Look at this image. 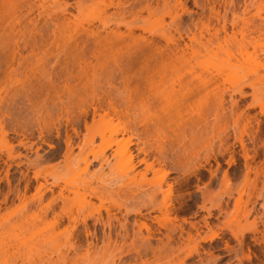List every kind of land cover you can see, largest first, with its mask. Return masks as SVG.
Masks as SVG:
<instances>
[{"label": "rangeland", "instance_id": "1", "mask_svg": "<svg viewBox=\"0 0 264 264\" xmlns=\"http://www.w3.org/2000/svg\"><path fill=\"white\" fill-rule=\"evenodd\" d=\"M15 1L18 3L21 0ZM46 1L50 5L47 8V2H45L46 14L49 11L51 15L53 12H60L62 8L67 9L66 16L70 19L71 27L73 29L75 27L76 29L78 28L77 37L80 40H93L92 35L84 33L83 27L101 34L99 39H102L108 31L122 34L126 37L129 35L130 38H126V43L124 40L125 44L121 42V45L117 44V48L111 47V50H104L100 59L112 62L114 57L122 58L123 60H126L128 56L131 57L130 59L133 60L131 64H134L133 66L130 64L132 66L130 69L131 76L143 71L139 70L140 66L138 64L141 65L145 59L148 60V63L150 62L149 64L153 63L157 56L154 53L155 49L151 48L157 42L159 44L165 43L162 36L163 33L167 32L170 33L169 35L173 39L175 38L176 42H179L181 48L185 46L183 44H190V48L187 50L189 64L185 67L187 72L192 71L195 74L200 73L204 77H208L210 73L214 74L216 70L221 72L222 68L223 73L221 72L222 75L219 78V86L217 88L210 87L199 100L200 110L198 112L200 115L206 113L209 124L206 129L203 124L200 125V130L195 128V130L198 129L203 134V141L199 143L192 140L194 138H192V126L196 125L194 121L198 118L197 115H194L195 113L179 123H176L178 120L174 121L176 123L174 125L170 123V125H173L170 128L171 130L167 129L173 149L190 158L185 165L186 171L184 173L170 169L171 173L166 176V182L162 183L165 194L167 193L166 190L170 188V195L167 201L170 204V208L169 212L167 211L168 214H161L154 208L159 205L158 203H162L165 194H157L153 204H151L153 207L150 206L144 197L152 191L153 185L162 174L161 172L153 173L148 171L144 181L138 185H127L126 182L128 181L124 182L121 178V173L124 172L127 166L129 155H132L134 171L136 172L143 171L144 166L139 162V159L144 156L142 151L147 153L146 159L148 161L153 160L156 123L151 117H149L151 120L146 119L147 121H144L148 117V113L147 115L145 114L147 116L145 118H143L145 115H142V117L139 114L141 113L139 111L141 104H143V97L152 94L155 91L153 87L142 90L141 88L145 87L139 84L136 90L129 92L135 98L132 97L134 99H132L133 105L129 103L123 104L130 106H127L129 108L128 114L123 112L122 115L120 113L121 116L119 114L116 116L112 112H108V114L102 116L103 118L95 115L94 120H91V108L88 106L91 110H87L89 115L82 117L80 112L82 107L87 109V105L91 100L93 102L97 98L98 102L104 103L103 101L107 98L105 96H108L107 92L109 93V91L111 96L118 98L119 96H116L123 86L118 79L115 81V77L113 79L115 82L113 81L112 85H105L106 82L104 83L101 80L100 82L104 83L103 85L105 86L101 83H98L99 85L95 84L94 90H92L90 85L69 81L71 86L77 84L73 89L78 93L79 100L81 99L85 103L84 106L86 108L79 106L83 102L79 101L81 103L79 104L78 100L70 98L71 105H69L71 107L66 108L67 110L61 109L59 100L61 97L62 99L65 97L60 95L61 97H58V100L56 93L62 94L60 90L65 82L63 73L61 75L56 73L65 67H72V63L76 62L77 58H80L78 53H80V50L82 51V43L79 44L78 50L75 51V48L70 49L66 54L63 51L57 53L53 47H47L48 45L45 48L44 46L43 48L41 47L43 50L49 49L44 51V53H39L40 57L37 56L38 58H36L40 60L29 58L25 62L29 71H25L27 76H25V73L21 74L23 68L20 67L19 70L21 72L17 73V71L6 79L2 72L4 65L1 63L0 222H8L7 224L10 227L8 226V228L4 224L6 228H2L0 223V252L4 251L0 256L5 251L7 252V255L6 253L4 254L6 256L3 255L4 259L0 260L5 261L7 259L8 261H5L6 264H30L31 262L36 264L39 262L38 258H42L44 261L45 259L52 260V264H61V257L65 255L67 256L66 264H85L87 257L86 259H81L82 254L85 253L84 248L87 247L85 242L88 243L90 242L88 240L91 239L93 246L95 244L93 248H97L96 246L98 245L97 249H99L102 245L101 240H99V237H102L101 235L103 234L101 230L103 229L104 233H108L105 230H111L110 236L113 239L116 238L118 236L117 232H121L119 231V224H117L118 221L126 225L128 230L127 243L132 242L134 250L139 248L140 252L144 248L141 247L140 249L139 247L141 243L139 244V236L136 237L139 232L136 222L138 223L142 220L147 222L151 228L153 237L150 239V243L153 248H157L160 245L163 247L167 241L165 234L169 232L168 229L173 228L171 227L172 224L183 225L182 236L184 238L186 231L190 232L192 236H196V232L201 236L209 235L213 232L218 235L213 241L203 242L199 240V245L196 244V240H193L186 245L185 250L173 251L174 254L173 252H168L166 245H164L166 249L161 247L163 250L165 249V252L162 249H154L157 252L159 251V255L165 256L166 254V261L170 259L168 263L164 260V256H158L159 261L154 258L156 253L150 249H146L147 251L141 250L140 253L132 252L133 249H131L130 252L134 256H138L143 262L145 260L148 261V264H157L156 261L159 264H180L181 261H185L186 264H264V68L259 67L260 72L257 75H251L247 69L253 64L246 63L247 61L243 62V59L240 60V63H242L239 65L240 67L238 66L239 63L232 59V65L228 68L222 63V59L225 58V45L221 49H217L216 43H214L211 45L212 51L209 50L207 52L201 50L200 45H198L199 40L205 42L209 34L215 29L220 31V36L224 35L221 30L222 25H224L226 32L230 35L234 33L238 40L242 36L249 40L251 38L256 39L260 45L254 50L249 44L247 51L249 55L253 54V57L258 58V61L264 65V52L262 51L264 49L262 48V45H264V0H58L59 5L56 6L51 4V0ZM63 1L66 4H63ZM14 3L10 5L13 6ZM37 11V9H33L31 15L39 19L40 25L38 24V27H41L40 33L44 32V29L45 33L50 34L51 22L46 25L43 21L48 16H45L44 12L42 16L36 17ZM19 13L17 11V14ZM242 19L247 20L245 25H242ZM22 21V25L23 23L27 24L22 30L26 37H21L20 39L29 38L30 32L32 33V25L25 19ZM103 27H108L107 31ZM261 27L263 28L261 29ZM128 29L132 32L128 33ZM45 33L42 34L45 35ZM192 33L196 35L198 41L190 43L187 36H191ZM39 44L42 45L41 43ZM228 46L229 48L231 47L230 43H228ZM191 48L195 51L200 50V54L195 59L190 58ZM41 50L40 52H43ZM25 54L27 53L25 52ZM235 57L238 60L240 59L236 53ZM14 67H17V65H14ZM32 67L36 69L34 73L31 71ZM30 73L31 75L28 76ZM238 84L242 87L243 95L234 91ZM214 89L217 92H214ZM35 90L38 92H35ZM143 92L146 94L140 96ZM253 95L255 97L254 103L252 101ZM230 96L237 101L238 111L245 112L250 116L248 121H239L234 126L233 116H231L229 111ZM100 97L103 101H99ZM220 99L224 100V106L223 109L220 110L219 108L218 111L217 102ZM64 100L63 102L66 101ZM97 101L95 102L97 103ZM251 102L254 106L251 105ZM123 105L121 106L122 110L127 108L123 107ZM104 107L103 113L101 110L98 111L101 115L104 114L105 110L107 111L106 104ZM77 116L78 118H76ZM80 116L82 117L81 119H79ZM64 118L72 120L75 118L74 120H77V122L68 120L66 123ZM83 118H85V121L82 120ZM86 121L85 125L84 122ZM74 122L75 124H73ZM73 127L76 130L75 133ZM56 130L58 134H56ZM65 133H69L72 137L71 149L69 150H67V143H65ZM240 134L247 146L246 158L242 154L239 143L234 139V136H239ZM109 138L113 139L112 141L120 140V138L130 139V144L128 153L120 154L116 157L111 155L116 148L115 145H112L110 149H106V157L108 158V164H106L107 162L103 163L104 159L100 149L110 140ZM220 138L228 139V143L232 146H229V151L234 150V160L231 164L227 162L229 151L219 149L223 155L218 151ZM103 140H107L104 141L105 144L102 142ZM192 152L199 154L198 158H200L199 161L203 165L202 167L195 169L198 161L196 158H192ZM95 154L98 158H93V155L96 157ZM98 155H101V157ZM86 163H88V167L84 172ZM98 177H101L99 179L102 181ZM85 181H87V185L84 183ZM63 186H66V188H63ZM61 189L62 191L64 190V197H67V204L61 202V199H57L60 197L58 194ZM68 190L69 192H67ZM93 191L97 195L93 194ZM83 199L84 202H89V207H79ZM52 200L55 202L53 203ZM48 203H50L49 205L52 209L47 205ZM62 203L66 207H63ZM44 206H48L45 210L46 213L43 210ZM87 207L95 210L96 208L99 209L100 214L102 213L103 227L102 224H98L93 220L97 217L94 214V210L92 209L93 211L90 212L91 210ZM138 207L141 209L137 210ZM125 208H128V211H125ZM150 208L152 210H149ZM105 209L110 210L109 217H112V222L110 218L109 222L113 224L108 222ZM54 212L61 215L58 216L55 213L56 216ZM90 213H93L95 218ZM113 215L118 219V221L116 220L117 222ZM84 217L85 221L82 220ZM72 218L75 219V222L71 220ZM54 220L59 226H56L57 224ZM84 222H87L85 223L86 226ZM104 222L109 223L108 227L104 226L106 224ZM16 224L18 225L16 226ZM65 228L68 230H65ZM71 228L73 229L70 230ZM86 229H88L90 234L95 232L98 235V242L93 241L94 239L91 236L89 237L90 234L86 235ZM64 230L69 232L70 237L71 234L73 236L71 237L72 239L70 238L72 242L70 246L73 243L75 245L71 247L73 250L67 248L66 253L65 249L69 245H65V248L61 246L65 242L60 238L66 233ZM176 230L178 231L171 233L173 238L170 241L171 243H169L173 248L176 246L174 250L177 245L182 246L179 228ZM136 232V236L134 235L136 238H134L133 234ZM141 234L143 236L147 235L145 229H141ZM58 235H61L59 239H57ZM52 237L56 239L54 238V240ZM128 238L132 240L129 241ZM161 239L164 242L163 245L159 243ZM58 241L59 243H57ZM136 244L137 246H135ZM194 246H198L200 257L203 258L202 262L196 254L187 259L186 255L189 248ZM94 254L90 253L89 256L92 255L91 257H94ZM127 254L122 256L126 260L125 264H137L141 260L138 257L133 258V255ZM167 254L171 255L168 256ZM27 259L34 260L29 262ZM42 259L40 261H43ZM5 263L2 262L0 264Z\"/></svg>", "mask_w": 264, "mask_h": 264}, {"label": "bare ground", "instance_id": "2", "mask_svg": "<svg viewBox=\"0 0 264 264\" xmlns=\"http://www.w3.org/2000/svg\"><path fill=\"white\" fill-rule=\"evenodd\" d=\"M14 2H16V1L15 0H13V1L12 0H0V64L2 63L4 65L3 67L2 66H0V67L4 68V70L2 69L3 70L2 72L4 73V77H6V79L10 78L17 71H18L17 73H19L20 67L23 68L21 74H24L25 71L29 72L27 70V66L25 65V62L29 58L37 59L38 58L37 56H39V53H44V51H48L49 48L48 49L46 48V50H43L42 49L43 46L45 48V46L48 45L47 47H49V46L51 48L53 47L54 50L57 51V53H60L63 51V52H65L64 54H66L67 51L70 49L75 48L74 49L75 51L78 50L79 44L82 43L83 46L80 45V46H82V48H81L82 51L80 50V53H78V54H80V58H77V61L72 63V65H73L72 67H69V66L65 67L63 70L56 73L58 75H61V73H63L64 82H65V84H63L61 87L62 89L60 88L61 89L60 91L62 92V94L56 93L57 98L58 97L60 98L61 97L60 95H63L65 97L63 99L66 100V101L64 100L65 102H63L62 97H61L62 100L61 99L59 100V98H58V100L60 101V104H61V109H66L68 107H71L70 106L71 105L70 104L71 103L70 98L71 99L75 98L76 101L78 100V102L81 101V99L79 100L78 93H76L75 92L76 90L73 89L77 84H81V83H83V85H90L92 90H94L93 88H94L95 84L99 85L98 83L102 84V82H104V83L106 82L105 85L106 84L112 85V83L114 81L113 79L115 77V81L118 79L122 83V86H123L122 90L118 92V95L117 96L114 95L116 97L119 96L118 98L113 97V95L111 96L109 94L110 93V91H109V93L107 92L108 96H105L107 98H105L104 101L101 98L102 96L99 99V101H103L104 103L98 102L97 101L98 98H97V100L95 99V101H97V103L95 101L92 102V100H91V102L87 105V109H83V107H82V110H80V112L82 113V117H85L88 114L87 113L88 112L87 110L89 109L88 106L91 108V110H92L91 120L92 119L94 120L95 115L102 117V116L108 114V112H112L116 116H118L117 114H119V116H121L123 114V112H126V113L129 112L128 107H130V106L128 104H126V106L123 104L124 103H129L130 105L132 104V102L134 100L133 98H135V97L131 96V94H129V92L136 90L138 88L139 84H141L143 87H145V88H141L142 90H144L148 87H153L155 89V91L152 94L145 95L143 97V99H144L143 104H141L140 111H139V112H141V113H139V114H141L140 116L145 115V114L147 115V113H148V117L146 115L144 117L142 116L143 118L147 117L144 119V121H147L146 119H150L149 117H151V119L152 120L154 119V122L156 123V140H155L154 146H153L154 147L153 148L154 149V151H153L154 155H153V157L151 156L153 158V160H151L152 159L151 158L150 159L151 161H148L146 159L147 153L145 151H142L144 153L143 154L144 156L139 159V162L141 164H143V166H144L142 169L143 171H141V172L137 171L136 172V171H134V164H133L132 158H131L132 155H129V157H128L129 159L127 160V166H126L124 172L121 173L122 174L121 178L124 180V182L128 181V182H126L127 185L141 184L144 181L146 173H148V171H151L153 173H156V172L162 173L160 178L158 179V181L153 185L154 188L152 189V191L149 194H147L146 196H144L145 199H147L146 201H148V203L151 206V204H153V201L155 200L157 194L158 193H161V194L164 193L163 188H162V183L166 182L165 178H167L166 176L171 173L170 169H174L175 171H180V172L184 173L186 171L185 165H186V163L189 162V158H190L189 156H184L183 153H180L179 151L173 149L172 141L169 137L170 135L167 133V129H170L174 124L185 120L188 116L195 113L194 115H197L198 118L194 121V123L196 125L192 126V133H193L192 138L194 137L192 140H193V142H199V143L201 141H203L202 140L203 134L200 133V131H199L201 129L200 125L203 124L205 129H206V128H208L209 124H208V118L206 116V113H204L203 115H200V113L198 112L200 110L199 100H200V98H202L203 94L206 91H208V89L210 87L217 88L219 86V78L221 77V75L223 73V69L221 68L222 73L219 70H216V72L214 74L210 73L208 77H204L203 74H200V73L195 74L192 71L187 72L185 67H186V65L189 64V54H188L187 50L190 48V44H183L185 46L183 48H181L180 47L181 45L179 44V42H176L175 38L173 39V37L169 35L170 33L167 32V33H163V36H162V39H164L165 43L159 44L157 42V43L153 44L154 46L151 48V49H153V48L155 49L154 53H156V56H157L153 60V63L149 64L150 62L148 63L147 59H145L144 62L142 61L143 63L138 61L139 63H141V65L138 64L140 66V67L138 66L139 70H143V71L142 72L139 71V73H137L138 75L136 74V75L131 76L130 69L134 65V64L133 65L131 64V62L133 63V60L130 59L131 57H129V56L126 57L127 58L126 60L125 59L123 60L122 58L114 57L112 62L107 61L106 59H100L104 50L110 49L111 47L117 48L118 47L117 44L121 45V42H123V44H125L126 40L130 38L129 35H127V37H126L125 35L123 36L122 34H118L115 32L108 31L102 39H99L101 37V34H98V32H96L97 33L96 34L94 32V30L83 27V30L85 31L84 33L86 35H90V36L92 35L93 40L92 41H88V39H81L80 40V38L77 37V33H79V32H77L78 28L76 29V27H75L76 30L73 29L70 25V19L66 16V13L68 12L66 8L60 9L61 10L60 12L56 11V13H54V12L51 13V15H53V16H51L50 11L49 12L47 11L48 14H46V10H47L48 6H50V5H48V2L46 0H34V1L33 0H29V1L28 0H25V1L21 0L20 2L18 1V3L17 2L14 3ZM45 2H47V5L45 4ZM51 2H52L51 4H53L54 6L59 5L58 0H51ZM11 3L12 4L14 3V5L11 6L12 5ZM62 3L66 4V2H64V1ZM45 5L47 8L45 7ZM33 9L38 10L36 12L37 15L35 14L36 17L42 16V13L44 14V12L46 14L45 16H48L47 18L43 19V21L46 25H48L51 22L52 27L49 31L50 34L45 33L44 29H43L44 32H42V33H45V35L40 33L41 27H38V24L40 21H38L39 19H36L35 17H32V15H31L33 12ZM17 11H19L20 13L17 14ZM57 12H59V13H57ZM69 14H71V13L69 12ZM257 16L261 17L260 15H257ZM23 19H25V21L27 20V22L32 25V28H31L32 33L29 30L30 36L27 34V36H29V38L20 39L21 37H26V35H24L25 33L22 32L23 27H25L27 25L26 23H23V25H22ZM246 23H247V20L242 19V25H245ZM104 26H105V24H104ZM103 28L106 29L105 31H107V29H108V27H103ZM225 28L226 27L224 25H222L221 30L223 31L224 35L220 36V31L218 29H215L212 33L209 34V37L206 39L205 42H201L200 40L198 41V39H196L197 37L194 33H192L191 36L188 35L187 37H188L190 43L198 41V45H200L201 50H203L205 52H207L209 50L212 51L211 45H213L214 43H216L217 49H221L223 47V45H225L226 46L225 58L222 59V63L224 65H226L229 68L232 65L231 60L234 59L236 62L239 63L238 64V66H239L242 64V63H240V60L243 59V62L247 61L246 63L253 64L251 67H248V69H247L248 73H250L251 75H257L260 72L259 67L264 68V65H263V63L258 61V58L253 57V54L249 55L247 50H248L249 44H251V46L255 50L257 48V46L260 45L259 42H257L256 39L254 40V38H251L250 40L245 39L244 36H242V37L240 36L241 38L238 40L235 37L236 35H234V33L231 35L228 34L226 32ZM262 28L263 27H261V29ZM261 29H259V30H261ZM131 32L132 31L130 29H128V33H131ZM240 33L242 34V32H240ZM37 37H38V39H36ZM124 40H125V43H124ZM39 43H41L42 45H40ZM228 43H230V45H231L230 48L228 46ZM147 45H146V47H147ZM262 48H264V45H262ZM41 49L43 50V52H40ZM38 50H39V52H37ZM262 51L264 52V49H262ZM25 52L27 54H25ZM235 53L239 56V58H240L239 60L235 57ZM198 54H200V50L195 51L194 49L191 48L190 58L195 59ZM37 60H40V59H37ZM37 60H35V61H37ZM134 63H137V62H134ZM130 64L132 66H130ZM14 65H17V67H14ZM35 70L36 69L34 67L31 68V71L33 73L35 72ZM0 71H1V69H0ZM30 75H31V73L28 76H30ZM25 76H27L26 73H25ZM26 78H28V77H26ZM101 80H103V81L100 82ZM69 81H76L77 84L75 86H71L69 84ZM105 85H103V86H105ZM213 91L217 92L216 89H214ZM234 91H237L240 95L244 94L240 84H238L236 86ZM35 92H38V91L35 90ZM105 93H106V91H105ZM144 94H146V93L143 92L140 94V96H143ZM252 101H253V103L255 102L254 95H253ZM81 102H83V101H81ZM253 103L251 105L254 106ZM76 104L78 106L77 102H76ZM79 104H81V103L79 102ZM105 104L107 107V111L105 110L104 114L101 115V113H98V111L101 110L103 113V109H105V107H104ZM72 105H73V103H72ZM84 105H85V103L83 102L79 106H84ZM122 105H123V107L128 106L127 108L123 109L125 111H123L121 109ZM217 105H218V111H219V108H220V110L223 109L224 100L220 99L217 102ZM134 107H135V105H134ZM59 108H60V106H59ZM84 108H86V106H84ZM238 110H239V108L237 106V101L234 100V98H232L230 96L229 111L231 112V116H233L234 126L237 125V123L239 121H244V120L248 121L250 118V116L247 113L239 112ZM130 111H133V110H130ZM81 113H79V114L81 115ZM120 113H121V115H120ZM135 115H137V114H135ZM82 117L80 116L79 119H81ZM76 118H78V116ZM143 118H141V120H143ZM64 119L67 123L68 120L73 122V120L75 118L73 120L68 119V118H64ZM82 120L85 121V118H83ZM74 121L77 122V120H74ZM174 121L175 122L177 121V122L175 123ZM72 122H70V123L72 124ZM75 122L73 124H75ZM84 123L86 125L87 121ZM170 123H172L173 125L172 124L170 125ZM71 124H70V127H71ZM169 125H170V127H169ZM195 128H198L199 130L198 129L195 130ZM57 130H56V134H58ZM74 130H75V128L73 127V131ZM115 130H113V131H115ZM75 132H76V130L74 131V133ZM226 137H227V135H226ZM65 139H66L65 143H67V145L66 144L65 145L68 147L67 150H69V149H71L70 145L72 143L71 142L72 137L69 133H65ZM109 139L111 140V138H109ZM234 139L239 143L242 154L246 158L247 157V146H246V143L244 142L242 135L240 134L239 136H234ZM110 140H108V141L103 140L102 141L103 143H104V141H107L106 144L104 143L105 146H102L103 148L101 147V149H100V150H102L101 155H102V158L104 159L103 163L108 161L107 160L108 158L106 157V151L105 150L110 149L112 147V145H115V147H116L113 150V154H111L113 157H116L120 154L128 153V151H129L128 146L130 144V139H121L120 138V140L118 139L117 141H112L113 139L111 141ZM21 143L22 142L20 140V144ZM90 143H88V144H90ZM230 145L231 144L228 143V139H222V138L219 139L218 151L221 153V155H223V154L219 149H221V150L223 149L224 151H229L230 147H232ZM219 146H220V148H219ZM233 152H234V150L233 151L231 150L228 153L229 155H228L227 162L230 164L234 160L233 159V157H234ZM65 154H67V153L65 152ZM191 154H192V158H196L198 161V165L195 169H197L198 167H202L203 165L199 161L200 158H198L199 154H196L195 152H192ZM101 155H98V156L101 157ZM69 156H70V154H69ZM65 157H66V155H65ZM214 157H216V156H214ZM93 158H98V157H97V155H96V157L93 155ZM205 160H207V158H205ZM87 164L88 163L85 164L84 172L87 170V167H88ZM106 164H108V162ZM100 166H102V165H100ZM99 178L101 179V177H98V179ZM100 181H102V180H100ZM84 183H86V185H87V181H85ZM63 188H66V186H63ZM77 189H78V187H77ZM63 191L61 189V191L58 194L60 197L57 199H61V202H64V204H67L68 200H67V197H64L65 195H64ZM169 191H170V188H168L166 190V192H167L166 194L164 193L165 196H164L162 203L161 204L158 203L159 205L155 206V208H154V210L156 209L161 214L162 213L168 214V212H169L168 210L170 208L169 207L170 204L167 203V201L169 199V195H170ZM67 192H69V190ZM92 193L93 194L95 193L97 195V193L94 191ZM54 199H56V198H54ZM65 200H67V201L65 202ZM52 201H51V203H52ZM54 202L55 201H53V203ZM49 204L50 203H48L47 205H49ZM62 205H63V203H62ZM80 205H81V206H79L80 208L81 207L86 208V206L89 207V202H87V201L84 202V199H83L82 203ZM143 205H145V204H143ZM49 207H50V205H49ZM63 207H66V205H63ZM151 207H153V206H151ZM47 208H48V206H44L43 210L45 211ZM139 208L140 207H138L137 210H139ZM88 209L91 210L90 212H92L94 210V212H95L94 214L97 215V217L95 218L93 213L92 214L90 213L91 215L94 216L93 218H95L93 220L95 222H97L98 224H102V227H103V221L101 220V218H102L101 214L102 213L100 214L99 209H97V208H96V210L93 208H92L93 210L91 208H88ZM63 210H64V208H63ZM105 210L107 212V216H108L107 219L109 222L110 210H108V209H105ZM149 210H152V208H150ZM50 211H52V210H50ZM125 211H128V208H125ZM129 212H133V211H129ZM45 213H46V211H45ZM55 213H57V212H54V214ZM126 213H128V212H126ZM57 215L60 216L61 214L59 215L57 213ZM45 216H46V214H45ZM113 216L115 217V215H113ZM54 219H56V218H54ZM71 220H73V222H75V219L72 218ZM82 220L85 221V217H84V219L82 218ZM116 220L118 221V219L115 217V221ZM111 222H112V219H111ZM111 222H109V223H111ZM157 222H158V220H157ZM183 222H185V220H183ZM7 223L6 222L1 223V227L2 228L3 227L6 228V226L8 227L9 225ZM85 223H87V222H84V224ZM104 223H106V224H104V226L106 225L108 227L109 223H107V222H104ZM56 224H55L56 226H59L57 222H56ZM84 224H82V225H84ZM111 224H113V223H111ZM117 224H119L118 227H120V230L119 229L118 230L121 232H117L118 236L115 235L116 238H114V239L110 236L111 235L110 233L112 232L111 230H110L111 232L108 230L107 231L105 230V232H108V233H104L103 229L101 230L103 232V234L101 235L102 237H99V240H101L102 245L99 249H97L99 247L98 245L96 246L97 248H95V249L93 248L95 246V244L93 246L91 239L88 240L90 242H88V243L85 242L87 244V247L85 246L86 247V248H84L85 253L82 254L83 256H81V259H86V257H87L85 264H125L126 260L123 259V257H122V256H124V254L128 253L130 255H133L130 252L131 249H133L132 252H134V251L139 252V248H137V249L135 248V250H134V248L132 246V242L127 243L128 230L126 228V225L124 223H120L119 221L117 222ZM136 224H137V228H138L139 232H138V234H137V232L135 234H133V237H134V235L136 236V234H137L136 237L139 236V238H138V240L140 239L139 244L141 243V246H139V247H140V249H141V247H143L144 251L146 249H150L153 252L155 251L154 249L161 250L163 247H165L164 245H166V247L168 248V250H169L168 252H173V251L175 252L177 250L183 251L186 249V245L193 240H196V244L199 245V240H201L203 242L213 241V239L215 237L217 238V236H218L217 233H215V232H213L209 235H203V236H201L200 234H197V232H196V236L194 235L195 236L194 237L190 234V232L186 231L185 232L186 236L184 238L182 236V233H183V227L182 226L183 225L182 224H178V225L172 224L173 226L171 225V227H173V228L171 229L169 227L170 228V229H168L169 232L168 233L166 232L167 234H165L166 235L165 238L167 241L164 243V242H162V239H161V241H159V243L160 244L162 243V245L164 243V245L162 247L158 243L160 246H158L157 247L158 249H157V248H153V246L150 243V239H152L153 236L151 233L152 232L151 228L147 224V222L140 220L138 223L136 222ZM191 224L193 225V223H191ZM204 224H206V223L204 222ZM17 225L18 224H16V226ZM192 225H191V227H193ZM85 226H86V224H85ZM85 226H83V227H85ZM71 227H73V225H71ZM206 227H207V224H206ZM178 228H179V237L182 240V246L177 245V248L174 250V248L176 246L173 248L171 246V244H169V243H171L170 241L173 238L172 237L173 234L171 235V233L178 231V230H176ZM72 229L73 228H71L70 230H72ZM105 229H108V228H105ZM141 229H145V231L147 232L146 236H143L141 234ZM65 230H68V229L65 228ZM86 230H87L86 235L88 236L90 233H89L88 229H86ZM9 231H7V232H9ZM195 231H197V230H195ZM65 232L66 233L63 232L64 236H61L63 234L62 233L61 235H58L57 239H59V236H61L60 238H62L64 240V241L63 240L62 241L65 243H63V245L61 243L60 244L64 248H65V245H67V246L69 245V247H66V249H65L66 250L65 253H66L68 250L67 248H70V250H73V248H71V247H73L74 243L72 244V246H70L71 245L70 243H72L70 241V238L73 237L71 234L72 231L70 233L71 237L69 236L68 231H65ZM92 233L93 232H91L89 237L91 236L92 239H94L93 241H97L98 235H96L95 232H94V234H92ZM139 233H140V235H142L141 237H140ZM198 233H199V230H198ZM115 234H116V232H115ZM118 237H119V239H117ZM133 237H132V239H133ZM136 237H134V238H136ZM52 238L54 239L55 237H52ZM84 238H86V237H84ZM128 239H129V241L132 240L131 238H128ZM134 242H136V241L134 240ZM57 243H59V241ZM4 244H5V242H4ZM263 244H264V240H263ZM57 245L59 246V244H57ZM135 246H137V244ZM76 247H77V245H76ZM166 247H165V249H166ZM77 248H75V249H77ZM5 250H6V247H5ZM141 250H140V252H141ZM164 250H163V252H165ZM75 251H77V250H75ZM2 252H4V251H2ZM2 252H0V254H2ZM79 252H77V253H79ZM160 252L163 253L162 251H160ZM166 252H167V250H166ZM174 252H173V254H174ZM5 253L7 255L6 251H5ZM90 253H93V254L95 253L93 255L94 257H91L92 255L89 256ZM154 253H156V257H154V256H152V257L158 259V261H159V258H157L158 256H164L162 254L159 255L158 254L159 251L158 252L155 251ZM145 254H147V253H145ZM171 254H169V255L167 254V255L170 256ZM193 254L194 255L196 254L199 257V260L202 262L203 258L200 257V251L198 249V246H194V247L189 248L187 255H186L187 259H188V257H191ZM3 255L0 256L1 260L4 259ZM6 255H4V256H6ZM135 255H136V253H135ZM137 255H138V253H137ZM152 255H153V253H152ZM140 256H141V254H140ZM165 256H166V254H165ZM165 256H164V258H165ZM28 257H32V256H28ZM66 257L67 256H65V255L61 257V262H60L61 264H66V261H67ZM134 257H138V256L133 255V258ZM46 258H48V257H46ZM41 259L38 258L39 262H37V263H36V261H34V262L36 264H38V263L44 264L43 262L48 264V263L53 262L52 260L49 261V259H45V261L42 259L43 261H40ZM73 259H75V258H73ZM135 259H137V258H135ZM139 259H141V258H139ZM1 260H0V263H2V262L5 263V261L7 259L5 261L4 260L1 261ZM32 260H34V259H31L28 261L30 262ZM138 260H136V261H138ZM164 260L166 261V258ZM167 260H168V257H167ZM136 261H135V263H136ZM145 261L143 262V260L141 259L138 263L139 264H148V261H146V263H145ZM158 261H156L157 264H159ZM168 262H170V259H169V261H166V263H168ZM149 263H151V262H149ZM30 264H32V262ZM154 264H156V263H154ZM180 264H186V263H185V261H181ZM201 264H203V263H201Z\"/></svg>", "mask_w": 264, "mask_h": 264}]
</instances>
